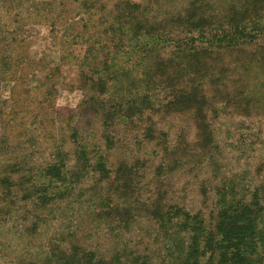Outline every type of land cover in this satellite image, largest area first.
Wrapping results in <instances>:
<instances>
[{"label":"rangeland","instance_id":"374dc122","mask_svg":"<svg viewBox=\"0 0 264 264\" xmlns=\"http://www.w3.org/2000/svg\"><path fill=\"white\" fill-rule=\"evenodd\" d=\"M83 1L0 0V179L7 173L17 180L5 195L0 185V264H57L53 250L74 246L118 254L124 264L134 256L173 264L165 231L175 227L163 229L155 206H177L213 224L224 187L234 186L246 203L255 194L264 199V0H131L142 27L165 26L175 15L181 21L165 33H136L134 42L124 37L123 50L146 46L151 53L120 50L126 55L112 71L124 75L100 94L87 90L83 73L98 60L83 66L84 54L113 23L107 12L116 0ZM179 41L205 50L196 58L199 74L183 71L195 52ZM190 89L196 99L178 101ZM200 91L208 98L203 114L193 106ZM91 97L125 111L106 127ZM78 148L88 153L83 162ZM51 166L65 171L69 190L39 207L32 201L39 190H61L43 186L41 173ZM248 264H264V257Z\"/></svg>","mask_w":264,"mask_h":264},{"label":"trees","instance_id":"16d2710c","mask_svg":"<svg viewBox=\"0 0 264 264\" xmlns=\"http://www.w3.org/2000/svg\"><path fill=\"white\" fill-rule=\"evenodd\" d=\"M90 1H83V5L87 6ZM127 9L128 12L124 14ZM139 11H141L139 6L131 0H116L113 10L107 12L108 16L113 18V23H110L109 25L107 24L100 34L101 37L98 35L99 37L96 38L94 47L97 45V48L90 46L85 50L84 54L87 55L84 57L83 66L87 67L89 66V63L94 62V60L97 62L98 60L96 63L98 68L89 70L93 73L89 71L88 73H85L86 71H83L88 91L94 90V88L97 87L100 88V94L104 93V91L109 92L111 87H115V84L118 83V76L121 77V75H124V72H121L120 70H116L115 75L112 71L116 68L115 59L119 55H126L125 53H127L129 55L142 54L143 56H147L151 53L147 47L143 45H141L143 48L140 52H138V49L135 47L134 49H136L137 52H135L133 48L123 50L126 44L123 43L124 37L127 38L126 40L129 42H134V40L139 36L136 38L131 37L136 35V33L144 34L145 32L146 35L165 33L169 29L174 28L167 27L168 24H170V26H174L177 21H181L180 15H175L171 16L167 22L163 23L165 26L161 25V23L153 25L147 21L146 24L148 26L146 25L142 27ZM115 22H118L119 25L116 26ZM124 30L128 31L125 32ZM236 32H238L237 29ZM243 34L245 37L246 34ZM103 37L106 38V41L99 42V40L103 39ZM250 37L251 39H254L252 38V35H250ZM188 43L189 42L185 41H179L176 43V46L181 49L187 48L188 50L195 52V55H192L189 58V63L187 65L189 67L186 69L183 68V71L187 72V76H189L192 71L196 74L200 73L198 70H195L197 67L196 63H198L196 58L205 56V54H203L205 53L204 49L199 48L198 45H189ZM228 44L233 46V43L230 41ZM120 50H123L125 53L122 51L120 52ZM95 51L97 53H95ZM101 56H103V58H101ZM182 57H185V55L180 56V58ZM159 66H162V62L153 64L150 67V71L146 73L144 80L147 79V76L151 73L152 69H156L157 73ZM177 68L179 69L180 65ZM102 74L104 75L101 76ZM95 76L96 78H94ZM109 81L113 82L111 87L108 85ZM197 91L198 90L193 89L186 91L185 95L181 96L178 101H181V99L187 100L189 98L195 100L198 96ZM201 92L202 91L199 93ZM90 95L91 94L88 92V96ZM92 99L97 102V100L93 97H91V100ZM206 100H208V98L205 94H203L197 99V102L193 104V106L197 107L198 114H203L201 108L202 105L206 103ZM178 101L175 102V104L179 103ZM95 106V113L98 114L101 110L104 112V125L106 127L110 126V122L116 114H122L125 111V109L122 110V105L118 106L113 104L111 108L105 109L97 102V105ZM116 111H118V113L114 114ZM106 140L110 141L112 138L107 136ZM74 155L78 162L79 160L80 162H83L88 158V153L83 148H78ZM97 158H99L97 162L100 164L98 168L102 171L101 174L104 175L106 173L107 178H109V171L103 167L104 164L102 163V161H104V157L102 155H98ZM119 166L121 167V165ZM117 171L121 172L122 170ZM19 174L22 175V173ZM64 174L65 171L58 166H51L44 174L42 172L41 176L47 179L45 185L43 186L56 183L60 184L58 188L61 190L59 193L55 194H47L50 190L48 187H46L45 190H39V195H35V199L32 200L33 203L39 207H41V205L46 207L51 203H57V199L59 198L65 199V197L62 196L67 194V191L69 190V186L67 185L70 182L67 175ZM10 175L11 174L7 175L6 173L4 178L0 179V185L3 186L2 190L4 192H1L2 195H5V190H9L11 187L9 185L11 181H17L14 180L12 176L10 177ZM54 180H56V182H53ZM237 196V191H235L234 186L228 187V189L225 187L221 189L218 210H216V218L213 224H207L206 220L201 218L199 214H195L194 217H190L189 211H185L177 206L174 207L175 210L174 208H171L169 211L165 212H162L160 207L155 206L153 210V214H155L154 218L161 224V226H163V229H166L167 226L175 227L173 233H170V229L165 231L169 234L167 236L168 242H171L170 245H166V253L171 254L170 257L173 264H248L249 262L252 263L260 261L261 257H264V226L261 225L264 222V220H261L264 219V199L259 201L260 199L258 198V195L255 194L251 199L253 201L246 203L245 201L239 199V197L237 198ZM104 210L105 209L99 211L102 212ZM207 252L210 253V255H207L208 260L203 261ZM52 253L57 264H124L121 263L122 256H119L118 254L113 255L112 257H107L102 254L96 255L92 251L83 250L80 252L78 246H74L72 250L67 252L63 251L60 254L56 250H53ZM129 262V264H148L147 262H140V259L137 256L132 257Z\"/></svg>","mask_w":264,"mask_h":264}]
</instances>
